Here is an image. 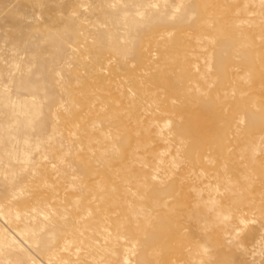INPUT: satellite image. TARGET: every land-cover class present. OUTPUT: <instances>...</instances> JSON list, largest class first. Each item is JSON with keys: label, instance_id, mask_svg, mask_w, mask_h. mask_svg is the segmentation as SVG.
<instances>
[{"label": "rangeland", "instance_id": "374dc122", "mask_svg": "<svg viewBox=\"0 0 264 264\" xmlns=\"http://www.w3.org/2000/svg\"><path fill=\"white\" fill-rule=\"evenodd\" d=\"M0 264H264V0H0Z\"/></svg>", "mask_w": 264, "mask_h": 264}, {"label": "bare ground", "instance_id": "6f19581e", "mask_svg": "<svg viewBox=\"0 0 264 264\" xmlns=\"http://www.w3.org/2000/svg\"><path fill=\"white\" fill-rule=\"evenodd\" d=\"M197 122V120H196ZM197 125L202 128V130L209 131L211 128V124L207 119L200 118L197 122Z\"/></svg>", "mask_w": 264, "mask_h": 264}]
</instances>
